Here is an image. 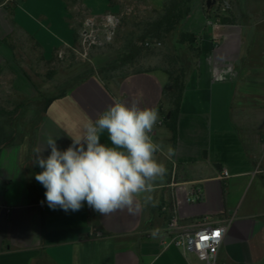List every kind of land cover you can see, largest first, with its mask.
Wrapping results in <instances>:
<instances>
[{
	"label": "crops",
	"instance_id": "1",
	"mask_svg": "<svg viewBox=\"0 0 264 264\" xmlns=\"http://www.w3.org/2000/svg\"><path fill=\"white\" fill-rule=\"evenodd\" d=\"M123 1H0V264H208L168 243L171 211L180 219H230L215 264H264V0H234L223 22L199 11L180 23L198 55L175 134L166 123L171 103L160 58L109 75L95 71L105 56L87 57L91 17L101 26V16H118ZM141 1L158 12L165 2ZM79 45V59L62 58ZM115 100L158 111L151 135L163 144L156 157L167 171L152 202L139 198L136 214L106 216L86 201L75 212L50 208L35 179L43 171L37 150L46 159L49 138L66 150ZM101 143L112 146L106 130Z\"/></svg>",
	"mask_w": 264,
	"mask_h": 264
},
{
	"label": "clouds",
	"instance_id": "2",
	"mask_svg": "<svg viewBox=\"0 0 264 264\" xmlns=\"http://www.w3.org/2000/svg\"><path fill=\"white\" fill-rule=\"evenodd\" d=\"M158 119L155 108L115 100L94 122L85 124L81 134L72 137L73 144L66 150H59L55 139L49 138L50 155L45 159L37 150L35 160L43 169L35 179L46 189L48 206L75 212L86 201L106 216L123 209L136 214L141 209L139 198L145 204L152 202L155 184L167 171L156 157L157 152L163 153V144L151 135ZM105 130L112 146L101 143ZM174 154L169 146L168 158ZM150 234L155 237L158 230Z\"/></svg>",
	"mask_w": 264,
	"mask_h": 264
},
{
	"label": "rangeland",
	"instance_id": "3",
	"mask_svg": "<svg viewBox=\"0 0 264 264\" xmlns=\"http://www.w3.org/2000/svg\"><path fill=\"white\" fill-rule=\"evenodd\" d=\"M205 1L206 0H190V3L186 7L188 9L186 17L188 15L193 16L200 11L206 17H212L218 22H223L226 14L231 10L234 3V0H215V3L207 9ZM160 13L161 12L156 10L149 9L146 6V3L141 0H128L120 3L118 22L113 28L112 34L108 40L103 39L101 33V30H104L103 25L93 26V32L90 33L83 42V46L87 49V57H92L95 54H102L108 60L102 67L96 68L95 71L99 74L109 75L111 73H120L124 70H128L134 63L137 64V61L149 56L156 57L157 59L160 58L165 65L163 61L164 54H180L181 46L176 42V37L180 32V25H178L177 29L169 34L163 41L151 40L148 38L145 39V41L150 43H159V46L157 47L144 46L143 42L137 41L145 24L153 21ZM132 44L141 47L140 54L133 62L122 65L116 69L104 70L102 72L99 71L107 64L116 63L122 56L127 54L128 48ZM187 46V44L182 45L184 49L187 48ZM80 53H82V45L76 47L75 52H70L66 55L62 54V58L66 56L71 58L72 61H75L80 58ZM55 89L58 91L59 86H56ZM24 105L39 106V103H32L29 100H24Z\"/></svg>",
	"mask_w": 264,
	"mask_h": 264
},
{
	"label": "trees",
	"instance_id": "4",
	"mask_svg": "<svg viewBox=\"0 0 264 264\" xmlns=\"http://www.w3.org/2000/svg\"><path fill=\"white\" fill-rule=\"evenodd\" d=\"M190 0H165L161 13L153 21L148 22L143 27L141 35L137 38L138 42H144L146 38L151 40L163 41L169 34H171L182 20L186 17L188 9L186 8ZM186 9V10H185ZM185 10V11H184ZM225 21V20H223ZM195 37L192 34L179 32L176 37V42L180 46L187 44L186 52L180 54H164L163 61L165 63V73L168 76V81L163 88V95L169 99L171 103L170 115L166 120L167 126L173 134H175L176 115L179 111L181 94L184 88V80L188 73L194 58L197 57L198 52L192 47ZM141 52V47L136 44L129 46L127 54L122 56L116 63L107 64L99 71L116 69L122 65L133 62ZM63 94V89L58 96ZM55 97L44 99L46 106ZM12 142V137L5 139V145Z\"/></svg>",
	"mask_w": 264,
	"mask_h": 264
},
{
	"label": "built area",
	"instance_id": "5",
	"mask_svg": "<svg viewBox=\"0 0 264 264\" xmlns=\"http://www.w3.org/2000/svg\"><path fill=\"white\" fill-rule=\"evenodd\" d=\"M15 2L17 0H6ZM95 17H91L88 27L92 26ZM112 20V23L107 25L106 21ZM104 30H101L104 40H108L112 34L113 28L118 22L117 15L101 16ZM90 34V33H89ZM144 46L157 47L159 43L148 41L143 42ZM226 175V172L223 173ZM200 199L199 196L192 198L193 201ZM230 219L228 218H200V219H180L175 211H171L166 224V237L168 243L173 244L185 253L195 254L199 259L206 261L208 264H215V255L222 244V239L226 231ZM220 232V236L213 235L215 232ZM208 237V239H202Z\"/></svg>",
	"mask_w": 264,
	"mask_h": 264
},
{
	"label": "water",
	"instance_id": "6",
	"mask_svg": "<svg viewBox=\"0 0 264 264\" xmlns=\"http://www.w3.org/2000/svg\"><path fill=\"white\" fill-rule=\"evenodd\" d=\"M18 3H21V2L19 1ZM214 3H215V0H206L205 6L207 9H209Z\"/></svg>",
	"mask_w": 264,
	"mask_h": 264
},
{
	"label": "snow or ice",
	"instance_id": "7",
	"mask_svg": "<svg viewBox=\"0 0 264 264\" xmlns=\"http://www.w3.org/2000/svg\"><path fill=\"white\" fill-rule=\"evenodd\" d=\"M213 235L216 236V237H219L220 236V232L217 231V232L213 233ZM202 239L206 240V239H208V237H202Z\"/></svg>",
	"mask_w": 264,
	"mask_h": 264
},
{
	"label": "bare ground",
	"instance_id": "8",
	"mask_svg": "<svg viewBox=\"0 0 264 264\" xmlns=\"http://www.w3.org/2000/svg\"><path fill=\"white\" fill-rule=\"evenodd\" d=\"M112 23V20L111 19H108L107 21H106V24L107 25H109V24H111Z\"/></svg>",
	"mask_w": 264,
	"mask_h": 264
}]
</instances>
